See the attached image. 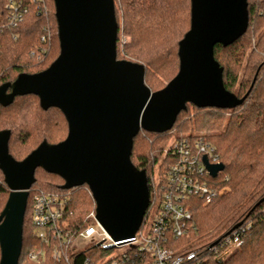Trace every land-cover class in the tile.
Here are the masks:
<instances>
[{"label": "trees", "instance_id": "1", "mask_svg": "<svg viewBox=\"0 0 264 264\" xmlns=\"http://www.w3.org/2000/svg\"><path fill=\"white\" fill-rule=\"evenodd\" d=\"M46 11L31 4L25 20L13 31L18 36H6L0 56V85L14 82L19 74H34L48 68L60 54V40L54 0H45ZM119 24L118 57L140 62L146 67L145 82L154 91L166 86L179 72V42L191 27V0H115ZM249 26L246 33L228 46L217 44L215 58L224 68L227 90L244 98L234 109L200 108L188 105L177 117L173 128L164 133L142 130L134 140L132 161L147 172L151 192L147 222L156 196V176L165 178L171 163L173 143L181 136L205 139L225 165L212 180L211 186L223 190L211 202L200 197L190 199L193 225L182 238L173 239L175 248L201 249V264H264V0H248ZM45 43L49 48L47 62L37 63L31 49ZM126 40L123 41L122 37ZM119 59V58H118ZM242 73V75H241ZM192 106V108L190 107ZM33 114L39 122L35 134L22 122ZM10 130L9 151L18 161L25 159L44 140L51 144L66 139L69 126L60 109H43L34 94L16 97L8 107L0 105V131ZM173 131L183 135H171ZM196 131H212L211 134ZM39 138L28 150L32 135ZM37 139V138H36ZM174 139V140H173ZM36 182L30 191L24 219L23 248L19 264H67L52 258L51 245L43 243L32 225V199L38 193H63L70 197L66 220L77 235L95 224L91 213L96 202L87 185L65 190V181L43 168L36 170ZM10 195V188L0 170V215ZM237 231L242 244L229 249L226 236ZM45 249L40 263H31L28 254ZM115 257H111V255ZM75 256V255H74ZM86 257L103 264H149L138 248L127 246L122 253L115 248L98 245L80 249L79 264ZM1 259V249H0Z\"/></svg>", "mask_w": 264, "mask_h": 264}, {"label": "water", "instance_id": "2", "mask_svg": "<svg viewBox=\"0 0 264 264\" xmlns=\"http://www.w3.org/2000/svg\"><path fill=\"white\" fill-rule=\"evenodd\" d=\"M54 1L59 56L41 72L21 73L0 85V105L34 94L43 109L62 111L69 133L56 144L44 140L18 161L9 151L11 131H0V170L10 188L0 215V264H19L38 168L59 175L65 190L87 185L96 220L115 244L125 245L134 240L151 202L147 172L131 158L135 137L142 130H171L189 104L234 109L244 101L226 89L215 46H228L246 33L248 0H191V27L179 42V72L157 91L145 82L144 64L118 59L115 0ZM204 160L212 176L225 168Z\"/></svg>", "mask_w": 264, "mask_h": 264}, {"label": "built area", "instance_id": "3", "mask_svg": "<svg viewBox=\"0 0 264 264\" xmlns=\"http://www.w3.org/2000/svg\"><path fill=\"white\" fill-rule=\"evenodd\" d=\"M32 3L40 10L47 9L45 0H0V56L6 36L18 38L13 31L25 20ZM50 37L51 32L42 38V44H37L31 49V56L37 63L45 61L49 51L45 43ZM205 157L210 164L221 163L214 146L203 137L181 136L173 143L171 163L166 169L165 178H161V175H157L156 178V196L153 199L154 219L151 224L147 222L142 224L130 243L121 246L115 244L96 220V212L90 214L95 224L75 235L66 220L70 197L63 193L51 192L38 193L32 199V225L36 236L43 243L51 245L52 258L58 263L79 264L76 258L80 250L78 242L87 239L95 241L98 233L95 225H98L104 231L105 237L97 245L104 249L134 245L144 256H148L149 264H201L203 247L190 250L175 248L173 239L182 238L191 230L193 216L190 199L192 197H200L205 203H209L223 191L211 186L216 176L211 175ZM107 239L110 240L107 242ZM241 244L237 231L226 236V245L229 249L240 247ZM44 255L45 249L33 250L28 254V260L40 263ZM114 255L116 254L111 257H115ZM103 262H96L86 257L81 264H103Z\"/></svg>", "mask_w": 264, "mask_h": 264}, {"label": "rangeland", "instance_id": "4", "mask_svg": "<svg viewBox=\"0 0 264 264\" xmlns=\"http://www.w3.org/2000/svg\"><path fill=\"white\" fill-rule=\"evenodd\" d=\"M122 40L123 41H125L126 40V38H125V36H123L122 37ZM119 59H123L122 57H118ZM125 60H128V59H125ZM47 62V58L45 59V61L44 62H42L41 64H44V63H46ZM135 62V61H134ZM241 75H242V73H241ZM168 82H166V84H167ZM151 89H152V91H154V89L151 87ZM189 105H191V104H189ZM191 108H192V106H190ZM22 122L24 123V125H26V126H28V127H30V128H27V129H30L34 134H35V132H37L36 130H37V127H38V124H39V122L38 121H36L35 119H34V115L33 114H30V115H28V116H26V117H24L23 118V120H22ZM211 132L212 131H201V132H198V131H196V133H204V134H211ZM183 135V134H186V133H184V132H177V131H173L172 132V134L171 135H173V136H175V135ZM68 135V134H67ZM178 135V136H179ZM36 136V138L34 137V135H32V137H31V139H30V141L28 142V145H24V146H21L20 147V149H22V151L23 152H26L27 150H28V148H27V146L30 148L35 142H39V141H37L38 140V138H39V136H40V134H36L35 135ZM174 140V139H173ZM158 176H156L155 178H157ZM153 219H154V209H151V211H150V213H149V216H148V219H147V224H151L152 223V221H153ZM95 228H96V230L98 231V233L96 234V240L95 241H93V240H90V239H87V240H80L79 242H78V244H79V249H86V248H89V247H91V246H95V245H97V243L99 242V241H101L104 237H105V233H104V231L102 230V229H100V227L98 226V225H95ZM107 238V237H106ZM110 239H107V242L109 241ZM126 249V246H122V247H118V248H116L115 249V252L118 254V253H122L124 250ZM31 262V261H30ZM31 263H33V262H31Z\"/></svg>", "mask_w": 264, "mask_h": 264}]
</instances>
